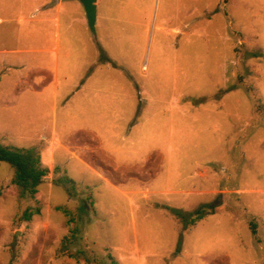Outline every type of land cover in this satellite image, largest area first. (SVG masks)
<instances>
[{
    "label": "rangeland",
    "instance_id": "1",
    "mask_svg": "<svg viewBox=\"0 0 264 264\" xmlns=\"http://www.w3.org/2000/svg\"><path fill=\"white\" fill-rule=\"evenodd\" d=\"M47 1L0 0V145L46 168L0 160V264H264V0Z\"/></svg>",
    "mask_w": 264,
    "mask_h": 264
},
{
    "label": "trees",
    "instance_id": "2",
    "mask_svg": "<svg viewBox=\"0 0 264 264\" xmlns=\"http://www.w3.org/2000/svg\"><path fill=\"white\" fill-rule=\"evenodd\" d=\"M0 160L9 162L15 168V182L30 194L37 191V186L42 181L46 168L40 164V155L34 149L16 148L0 145ZM204 209L195 211L196 217L192 220L202 218L206 215ZM185 217L182 213H177Z\"/></svg>",
    "mask_w": 264,
    "mask_h": 264
},
{
    "label": "crops",
    "instance_id": "3",
    "mask_svg": "<svg viewBox=\"0 0 264 264\" xmlns=\"http://www.w3.org/2000/svg\"><path fill=\"white\" fill-rule=\"evenodd\" d=\"M55 1L53 0L51 1H47L44 2L41 5V8H43L44 15L45 17L43 18L44 20L47 19H52L55 18L56 21L58 22V20L60 19V14L62 11V7H63V0H58L57 3H54ZM35 11H32V14H35ZM54 15V17H53ZM58 31H56V38H55V45L54 47H48L46 49H41L45 52L49 51V52H53V63H54V68H53V72H55L54 78L52 80V85L55 88V91H57L58 86H59V76H58V62H59V57H60V39L58 36ZM9 51V50H6ZM43 67H41V69L44 70H49V66L47 65V62L45 63V61L41 62ZM132 128V126H130ZM55 136L57 137V135L55 134ZM54 151V147L51 148V152ZM52 156V155H51ZM53 157V156H52Z\"/></svg>",
    "mask_w": 264,
    "mask_h": 264
},
{
    "label": "water",
    "instance_id": "4",
    "mask_svg": "<svg viewBox=\"0 0 264 264\" xmlns=\"http://www.w3.org/2000/svg\"><path fill=\"white\" fill-rule=\"evenodd\" d=\"M84 4L88 19V24L93 32L96 31V18H97V0H81Z\"/></svg>",
    "mask_w": 264,
    "mask_h": 264
}]
</instances>
